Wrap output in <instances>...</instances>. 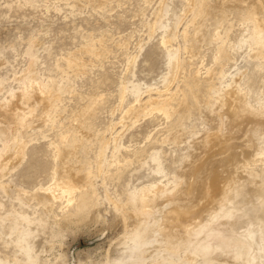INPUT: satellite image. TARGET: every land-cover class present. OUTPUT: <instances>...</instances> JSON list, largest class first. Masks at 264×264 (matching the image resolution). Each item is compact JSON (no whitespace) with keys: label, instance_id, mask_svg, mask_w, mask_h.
<instances>
[{"label":"rangeland","instance_id":"1","mask_svg":"<svg viewBox=\"0 0 264 264\" xmlns=\"http://www.w3.org/2000/svg\"><path fill=\"white\" fill-rule=\"evenodd\" d=\"M164 3L167 9L161 12ZM189 8L186 0H0V101L25 87L18 77L30 69L37 82L57 81L65 87L52 116L23 130L28 141L25 154L0 168V264H114L123 242L133 244L116 217L115 202L126 203L144 186L160 181L174 188L188 160L199 154L198 141L211 128L204 105H212L216 94L202 89V105L196 108L189 91L195 75L205 86V76L214 73L211 81L222 90L241 75L247 107L264 108V68L254 57L255 45L248 42L254 23L229 11L225 23L216 26L210 18L197 32L193 20L196 16L200 22L202 15ZM165 38L171 41L165 44ZM175 54L181 63L176 79ZM70 59L81 62L80 68L71 67ZM164 82L169 93H175L174 105L188 94L187 115L180 118L175 111L169 117L152 110L150 103L147 115H138L140 104L160 98ZM131 105L135 114L126 113ZM86 106L93 107L94 114L87 121L90 127L80 132L87 139L75 154V170L80 165L89 177L85 187L92 188L94 197L80 219L76 214L77 218L69 217L78 213L75 203L51 197L43 189L60 178L62 164L52 143H61L64 124L72 123L74 111L83 117ZM180 128L181 141L168 138ZM258 128L255 125L249 133L261 152L264 133ZM17 133L8 136L0 127V151ZM103 141H109V147L100 166ZM261 157L252 164L259 172L264 167ZM60 191L56 193L62 196ZM259 247L256 244V251ZM143 260L188 263L183 252L171 254L165 247L158 254L146 253Z\"/></svg>","mask_w":264,"mask_h":264},{"label":"bare ground","instance_id":"2","mask_svg":"<svg viewBox=\"0 0 264 264\" xmlns=\"http://www.w3.org/2000/svg\"><path fill=\"white\" fill-rule=\"evenodd\" d=\"M186 1L189 9L202 15L200 22H197L196 16L194 20L192 19L197 32L210 18L216 26L221 25L228 19L229 11H235L240 18L252 21L255 29L248 42L251 46L255 45L254 57L261 60V66L264 68V0ZM161 5V12H166L167 5L165 3ZM169 41H171L169 38L163 40L165 44ZM223 48H220L222 56ZM172 59L176 79L178 72L181 71V63L177 54ZM70 65L80 68L81 62L70 59ZM32 72L30 69L18 77L25 86L23 89L12 90L13 92H9V99L0 101L2 132L8 136L18 132L13 143L6 142L0 151V168L19 160L25 154L28 141L23 135V130L37 122L45 121L47 117L50 118L52 111L57 107L56 100L65 91V87L57 81L50 84L37 82ZM210 75L205 76L204 80L207 82L205 86H202V81L197 75L192 78L190 85L189 91L198 109L202 105L204 96L202 89L206 88L208 94H216V97L212 105H204L207 106V117L211 121V128H208L200 142L198 141L200 151H197L199 152L197 157L189 159L185 171L182 169L181 182L178 180L180 183L177 181L178 184L175 183L174 188L171 186L172 189L161 181L150 184L141 188L140 194L129 197L126 203L115 202V209L119 212L116 217L125 225L133 244L123 242L124 250L115 258L114 264H143L146 253L158 254L163 247L171 254L177 255L183 252L187 264H264L262 259L264 257V167L262 172H259L253 167L254 165L252 166L260 160H257L258 155L263 156L261 159L264 164V151L256 150L255 139L249 133L255 125L264 133V108L253 111L250 106L247 107L246 93H243L241 81L238 79L241 75L229 81L224 90L218 89L212 83L213 76ZM164 84L165 89L161 90L160 98L151 97L149 100L146 98L148 101L140 104V110L137 107L138 115L145 112L147 115L148 103L152 105V110L158 109L169 117L175 111L181 113L180 118L187 115L188 94L185 93V97L178 99L177 105H174L175 93L170 94L169 84L165 82ZM136 100L141 102V97L138 95ZM206 102L210 101L206 100ZM143 105L145 107H141ZM128 109L126 113H130L135 107ZM83 111V117L79 115L80 113L75 116V111L73 112L72 123L63 126L66 128L60 134L61 143H52L56 149L55 155L62 164L60 178L54 179L55 186L51 185L43 189L51 197H64L63 199L66 197L69 204L75 203L78 213L72 214L71 211L70 216H67L77 215L80 219H83L81 216L83 212L89 206L92 207L94 197L92 188L85 187L89 177L82 174L80 165L75 170V154L78 148L86 145L85 136L80 135V132L90 127L87 121L94 114V108L86 106ZM183 133L184 130L180 128L168 138L172 137L177 142L184 135ZM101 145L97 163L103 166L106 162V148L109 147V141H103ZM195 148L198 150L197 144ZM78 189L80 193L76 196ZM57 190L62 191V196L56 193ZM93 215L98 216L97 213ZM256 244L260 246V251H256ZM157 264H164L163 260Z\"/></svg>","mask_w":264,"mask_h":264}]
</instances>
